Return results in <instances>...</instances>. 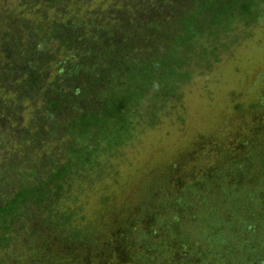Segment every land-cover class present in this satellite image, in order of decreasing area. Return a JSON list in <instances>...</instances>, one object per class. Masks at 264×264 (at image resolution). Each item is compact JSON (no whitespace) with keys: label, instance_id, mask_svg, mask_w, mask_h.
<instances>
[{"label":"trees","instance_id":"1","mask_svg":"<svg viewBox=\"0 0 264 264\" xmlns=\"http://www.w3.org/2000/svg\"><path fill=\"white\" fill-rule=\"evenodd\" d=\"M0 10V252L17 243L26 257L1 264H264V101L248 131H233L235 145L216 143V164L175 187L151 182L124 219L92 227L79 205L60 204L77 200L72 182L90 178L101 143L130 141L143 102L176 94L192 55L218 61L229 32L264 18V0H20ZM200 204L188 232L182 215Z\"/></svg>","mask_w":264,"mask_h":264},{"label":"rangeland","instance_id":"2","mask_svg":"<svg viewBox=\"0 0 264 264\" xmlns=\"http://www.w3.org/2000/svg\"><path fill=\"white\" fill-rule=\"evenodd\" d=\"M19 1L0 0V6L11 8ZM223 41L230 46L219 50L218 61L191 56V77L179 84L176 94L159 99L155 106L143 102L134 119L133 140L106 151L100 148L101 143L100 154L89 173L92 182L90 178L74 180L71 194L77 193V200L63 198L60 202L75 210L79 205L77 215L84 217L82 224L93 227L124 219L134 211L144 187L151 182L167 178L168 187H175L180 180L184 184L190 182L192 173L202 172L206 160L217 163L216 143L228 150L230 144L239 141L232 137L234 130L248 131L249 116L259 110L252 104L264 101V18L250 27L239 24ZM253 198L249 206L257 212ZM202 207L195 205L183 213L185 224L189 223L186 231L193 233L199 229L194 220H199ZM118 211L121 213L114 215ZM195 234V239L201 241ZM241 235L248 237L246 233ZM23 252V247L12 243L0 255L10 259L18 255L25 260ZM7 259L2 264H17Z\"/></svg>","mask_w":264,"mask_h":264}]
</instances>
